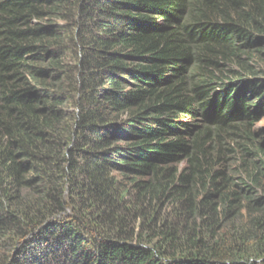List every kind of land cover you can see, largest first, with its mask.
<instances>
[{
  "label": "trees",
  "instance_id": "1",
  "mask_svg": "<svg viewBox=\"0 0 264 264\" xmlns=\"http://www.w3.org/2000/svg\"><path fill=\"white\" fill-rule=\"evenodd\" d=\"M262 115L264 0H0V264H264Z\"/></svg>",
  "mask_w": 264,
  "mask_h": 264
},
{
  "label": "rangeland",
  "instance_id": "2",
  "mask_svg": "<svg viewBox=\"0 0 264 264\" xmlns=\"http://www.w3.org/2000/svg\"><path fill=\"white\" fill-rule=\"evenodd\" d=\"M253 131L255 133L258 132L260 137L264 138V115L260 116V118H258L255 121V123L253 124ZM238 222H239V220H238ZM9 248H7V246L3 242V239L0 237V254L8 253V254L15 255V252L17 251V249L13 253H10V252H7V250ZM18 250H19V248H18Z\"/></svg>",
  "mask_w": 264,
  "mask_h": 264
}]
</instances>
